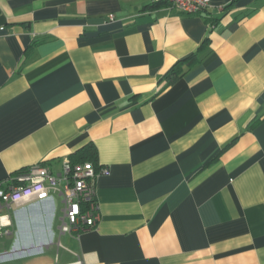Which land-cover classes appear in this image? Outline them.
<instances>
[{
    "label": "crops",
    "instance_id": "crops-1",
    "mask_svg": "<svg viewBox=\"0 0 264 264\" xmlns=\"http://www.w3.org/2000/svg\"><path fill=\"white\" fill-rule=\"evenodd\" d=\"M153 4L0 0V183L89 144L108 172L78 235L12 206L0 264H264V0Z\"/></svg>",
    "mask_w": 264,
    "mask_h": 264
},
{
    "label": "built area",
    "instance_id": "built-area-1",
    "mask_svg": "<svg viewBox=\"0 0 264 264\" xmlns=\"http://www.w3.org/2000/svg\"><path fill=\"white\" fill-rule=\"evenodd\" d=\"M152 1L166 3L185 15L197 14L210 7V0ZM107 173L105 168L97 171L91 162L73 164L67 160L56 175L43 166H35L27 174L15 178V185L0 183V233H10L12 222L8 210L12 206L19 207L50 199L53 194L62 200L60 234L78 235L91 230L99 221L94 193L95 181L100 175ZM73 264H83V261L76 256Z\"/></svg>",
    "mask_w": 264,
    "mask_h": 264
},
{
    "label": "trees",
    "instance_id": "trees-1",
    "mask_svg": "<svg viewBox=\"0 0 264 264\" xmlns=\"http://www.w3.org/2000/svg\"><path fill=\"white\" fill-rule=\"evenodd\" d=\"M167 5L166 3H156L153 4L151 7L152 8H158L160 6H164ZM202 12H205L202 11ZM201 13V12H200ZM206 40L203 42V44L199 47V52L200 50L202 51L205 44H206ZM190 64L191 62H194L196 60V56H193L191 58L188 59ZM177 73L175 72H171V74L168 76V84H171L177 77L176 75ZM176 76V77H175ZM70 161L73 164H77V163H82V162H91L93 164V166L95 167V169L98 171L100 168L97 166V157H96V151L93 145H87L84 146L83 148H81L80 150H78L75 154H73L70 157Z\"/></svg>",
    "mask_w": 264,
    "mask_h": 264
}]
</instances>
